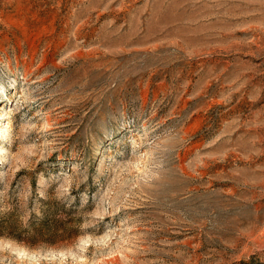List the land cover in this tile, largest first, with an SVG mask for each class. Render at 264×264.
<instances>
[{
    "label": "rangeland",
    "instance_id": "rangeland-1",
    "mask_svg": "<svg viewBox=\"0 0 264 264\" xmlns=\"http://www.w3.org/2000/svg\"><path fill=\"white\" fill-rule=\"evenodd\" d=\"M0 264H264V0H0Z\"/></svg>",
    "mask_w": 264,
    "mask_h": 264
}]
</instances>
